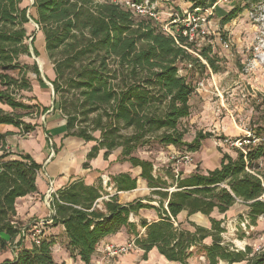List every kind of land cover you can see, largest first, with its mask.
<instances>
[{"label":"trees","instance_id":"obj_1","mask_svg":"<svg viewBox=\"0 0 264 264\" xmlns=\"http://www.w3.org/2000/svg\"><path fill=\"white\" fill-rule=\"evenodd\" d=\"M183 1L189 9L203 10L217 2ZM261 2L240 0L243 7L235 6L221 24ZM23 4L24 0H0V86L4 88L0 103L13 111L0 110V125L18 128L25 136L34 126L23 119L48 110L23 102L22 93L31 90L29 72L40 79L37 65L23 62L31 57L34 39L28 45L27 25L32 21L43 35L53 67L52 108L64 118L67 135L93 143L87 161L99 151H104L106 159L120 150L117 161L138 168L139 178L152 190L150 197L128 204H120L116 196L103 200L108 194L101 183L86 186L75 181L56 192L58 201L52 204L53 212L46 219L51 223L46 226L64 228L70 256L90 264L100 241L125 228L144 257L156 250L169 263L188 264L195 251L207 264H264V252L253 253L248 246L237 250L225 243L222 221L211 217L213 213L225 215L236 203L247 208L244 220L249 226L264 217V124L254 131L255 145L245 153L237 151L235 158L223 155L219 167L205 173L195 171L183 177L168 168L162 177L150 161L136 157L139 150L153 144L195 153L211 137L198 133L188 144L180 127L190 117L193 77L205 69L217 72L210 48L193 56L186 39L178 37L177 44L154 21L136 17L111 0H32L31 8ZM28 9L34 14H28ZM32 53L37 57L34 48ZM15 70H19L18 77L7 74ZM39 170L29 156L14 158L6 152L0 136V235L8 242L0 241L15 249L13 259L0 264H54L52 242L44 238L39 245L31 243L30 249L21 247L22 237L13 245L21 232L14 221L16 200L36 193ZM110 183L117 192H128L136 189L137 181L119 174L111 176ZM141 210H153L157 220L130 222ZM182 213L191 230L177 222ZM194 215L207 218L209 228L190 222ZM207 239L209 245L204 244Z\"/></svg>","mask_w":264,"mask_h":264},{"label":"rangeland","instance_id":"obj_2","mask_svg":"<svg viewBox=\"0 0 264 264\" xmlns=\"http://www.w3.org/2000/svg\"><path fill=\"white\" fill-rule=\"evenodd\" d=\"M171 1L173 0L167 3L159 2L161 7L159 11L164 18L161 24L169 21L166 8L172 4ZM24 4L31 8V0H24ZM238 4L243 7L240 0H217L210 17L207 38H197L195 44H191L190 52L193 56H197L196 54L203 48H210V57L215 60L217 72L205 69L193 77L195 91L189 101L190 117L181 122L180 127L186 133L183 140L188 144L192 143L198 133L210 134L211 137L202 141L200 149L195 153L187 152L184 148L160 147L156 144L136 153V157L150 161L154 170L162 177L168 168L172 169L174 174L181 173L188 176L195 171L205 173L219 167L223 155L235 158L236 152L239 151L224 144V140L254 138V131L264 124V0L254 7L244 9L230 23L222 25L221 19ZM173 7L172 14H177L180 18L184 12L189 11L175 8L174 1ZM172 29L176 31L175 27ZM37 32L35 24L30 21L27 25V34L30 36L27 43L30 45L31 40L34 41L30 46L31 57L23 58V62L29 66L36 64V61L39 62L42 76L45 74V69L40 60L47 59L50 64L51 62L45 50L43 56L36 50L42 52L40 42L36 40ZM32 48L36 50L37 57L32 53ZM7 74L18 77L19 70ZM27 77L31 82H35V76L31 72ZM199 83H203L202 88H198ZM51 87L49 84L50 90ZM18 113L22 112L18 111ZM154 200L158 199L155 197ZM246 212L245 206L236 203L225 215L213 213L211 217L222 221L221 228L224 229L222 238L225 243L231 244L237 250H244L248 246L253 253L264 252V217L259 218L254 226H249L243 224ZM151 214L153 215V212ZM177 222L183 223L184 228L191 230V227L185 224V215H179ZM190 222L209 228L207 218L195 217ZM139 232L142 233L140 230ZM204 244L209 245L210 240H205ZM7 251L14 257V247L11 244H2L0 241V256ZM99 257L102 258L103 255ZM105 262L106 264H172L155 251L144 257L137 248L120 257H105ZM188 264L207 263L201 254L194 251Z\"/></svg>","mask_w":264,"mask_h":264},{"label":"crops","instance_id":"obj_3","mask_svg":"<svg viewBox=\"0 0 264 264\" xmlns=\"http://www.w3.org/2000/svg\"><path fill=\"white\" fill-rule=\"evenodd\" d=\"M173 1L175 8H179L180 11L183 9L190 10L189 4L183 0ZM173 1H171L172 4H170L169 8H174ZM22 7L25 8L27 6L23 4ZM28 14L33 15V9H28ZM35 36L36 40L40 42V50L42 52H39L38 49L36 50L43 56V35L41 32H37ZM40 61L44 66L45 74L41 76V67L38 64L39 62L36 61L40 79H36L35 77V82L29 80L31 90L22 93L23 102L25 105H35L40 109L45 108L48 110L39 117L34 114L31 117L23 119L24 123L34 126V130L25 136L20 134L18 128L11 125H0V136L3 137L6 152L14 158L20 155H27L40 166V170L36 176V193L17 199L15 203L16 216L14 221L20 230L27 229L30 232V229L36 222L50 217L51 209L44 201V196L50 186L54 191L58 192L75 181H81L86 186H98L101 183L104 193L108 194V196H104L102 199L107 200L109 197L116 196L120 204H128L137 199L150 197L152 190L139 178L140 170L138 168H131L127 163L117 161L120 150L111 152L106 159L104 158V151H99L94 159L87 161L86 157L92 149L93 143H85L76 137L67 135L64 118L58 111L52 108L53 89L51 87L50 90L48 85L55 77L53 67L47 59H41ZM3 90L4 88L0 86V91ZM0 110L5 113L13 112L9 107L1 103ZM230 157L233 158L232 156ZM84 165L87 166L84 167ZM119 174H129L131 178L136 179V189L128 192H117L110 183V177ZM182 176L185 177L183 174ZM151 206H156V203H151ZM152 212L153 215L151 214ZM149 214L151 215L148 216ZM155 214L153 210H141L137 216H131L129 221L138 224L140 219H144L150 223L157 220V215ZM181 215L186 214L182 213ZM197 217L198 219L203 218L200 215H197ZM21 237V247L30 249V237L22 235L21 232L13 241V245ZM1 239L8 242V238L4 235H0ZM133 239V237L127 234L125 228H121L115 235L107 236L100 241L92 255L91 261L99 258L97 249L107 245L124 246ZM44 240L52 242L51 252L54 264H83L78 257L72 258L70 256L67 246L68 241L62 226H46ZM153 251L157 252L156 250H152L151 252ZM12 259V254L7 251L0 256V263L11 261Z\"/></svg>","mask_w":264,"mask_h":264},{"label":"built area","instance_id":"obj_4","mask_svg":"<svg viewBox=\"0 0 264 264\" xmlns=\"http://www.w3.org/2000/svg\"><path fill=\"white\" fill-rule=\"evenodd\" d=\"M115 4H119L125 9L129 10L134 16L147 18L154 21L159 27L160 30L167 36L172 37L176 43L178 37H182L187 40L189 44H195L197 38L206 39V35H208V31L210 29V17L214 11V5L208 9H190L188 12H184L181 15V18L177 16V14H172L173 8H166L169 21H164V24H161L164 19L160 10V1H164V3L169 2V0H111ZM165 9V7H164ZM176 25V26H172ZM175 27L176 31L172 28ZM35 28L38 30V27L35 25ZM203 83L198 84V88H202ZM28 135V134H27ZM246 138V139H237L233 141L224 140V144L229 145L230 147H234L237 150L245 153V150L249 146L255 145L258 140ZM178 174V173H177ZM176 174V175H177ZM44 201L46 205L51 209L52 214V204L54 201H58L56 191L50 186L47 190L46 195L44 196ZM50 214V215H51ZM51 221L42 220L36 222L30 232L26 233L25 229L21 231L22 235H27L30 237L31 243L34 245H39L41 240L45 235V227L49 225ZM248 224L246 220H244L243 224ZM242 224V225H243ZM14 247V246H13ZM134 241H130L124 246L116 247L112 245L103 246L102 248L97 249L99 255H103V257H99L94 261H91L90 264H106L105 257L107 258H116L120 257L130 250L135 249Z\"/></svg>","mask_w":264,"mask_h":264},{"label":"water","instance_id":"obj_5","mask_svg":"<svg viewBox=\"0 0 264 264\" xmlns=\"http://www.w3.org/2000/svg\"><path fill=\"white\" fill-rule=\"evenodd\" d=\"M195 217H197V215L191 216V217L189 218V221H193V219H194ZM185 218H186V215H185Z\"/></svg>","mask_w":264,"mask_h":264}]
</instances>
